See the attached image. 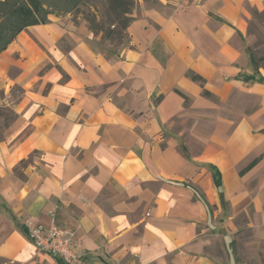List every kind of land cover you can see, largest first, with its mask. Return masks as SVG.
Returning <instances> with one entry per match:
<instances>
[{
  "label": "crops",
  "instance_id": "obj_1",
  "mask_svg": "<svg viewBox=\"0 0 264 264\" xmlns=\"http://www.w3.org/2000/svg\"><path fill=\"white\" fill-rule=\"evenodd\" d=\"M247 5L264 0L145 9L114 57L56 16L0 51V264H60L28 223L73 229L91 264H218L213 234L264 238V66Z\"/></svg>",
  "mask_w": 264,
  "mask_h": 264
},
{
  "label": "rangeland",
  "instance_id": "obj_2",
  "mask_svg": "<svg viewBox=\"0 0 264 264\" xmlns=\"http://www.w3.org/2000/svg\"><path fill=\"white\" fill-rule=\"evenodd\" d=\"M9 1L28 6L31 0ZM39 1L49 12L48 20L51 16H56L67 20L71 25L84 24L89 29L94 48L108 57H114L130 45V38L125 27L129 18L140 16L145 9L160 7L165 2L167 7L172 9L193 4L198 0H84L74 9L70 4L72 0ZM125 5L128 6H126L127 10ZM247 6L249 52L255 58L256 64L260 63L264 66V9ZM10 18L11 16L8 19ZM238 222L246 227V218H240ZM209 240L210 244L206 248V253L218 264H264V238L255 234L252 229L244 228L239 234L227 237L213 234Z\"/></svg>",
  "mask_w": 264,
  "mask_h": 264
},
{
  "label": "trees",
  "instance_id": "obj_3",
  "mask_svg": "<svg viewBox=\"0 0 264 264\" xmlns=\"http://www.w3.org/2000/svg\"><path fill=\"white\" fill-rule=\"evenodd\" d=\"M84 0H72L71 1V8H77L79 7ZM121 1V0H120ZM17 4V5H16ZM11 3L9 0L2 1L0 0V51H4L8 48V46L16 39V37L26 28L32 27V25L36 24H43L47 23L48 20V11L44 9V5L39 0H31L30 5H19L18 3ZM19 5V6H18ZM127 5H125V9L127 10ZM119 7H121V4H119ZM118 7V8H119ZM9 14V15H8ZM2 15H4L2 17ZM9 16H11L10 19ZM7 17V20H5ZM133 18H129V20L126 22L125 27L128 28L129 24H131ZM7 21V22H6ZM118 55V54H117ZM254 62L256 63V60L254 58ZM188 76L190 79H192L194 82L199 83L202 87L205 86V80L201 76L195 74L194 72L190 71L188 73ZM253 78V76L248 77ZM185 99L186 102L188 101V98L181 92H179ZM205 96H211V94L208 91H204ZM258 160H254L251 164H249L245 169H243L240 173L244 174L247 170H250L251 167H253ZM210 170L213 173L214 181L216 183V186L220 189V192H222V176L220 172L214 168L210 167ZM197 195V193H196ZM205 204L208 205L206 200H204ZM210 208V206H207ZM211 209V208H210ZM21 231L28 237V229L26 226H20ZM60 264H64L62 261L58 260Z\"/></svg>",
  "mask_w": 264,
  "mask_h": 264
},
{
  "label": "built area",
  "instance_id": "obj_4",
  "mask_svg": "<svg viewBox=\"0 0 264 264\" xmlns=\"http://www.w3.org/2000/svg\"><path fill=\"white\" fill-rule=\"evenodd\" d=\"M26 227L28 238L40 252L48 253L64 264H91L75 251L76 232L73 229L63 228L56 222L49 226L28 223Z\"/></svg>",
  "mask_w": 264,
  "mask_h": 264
}]
</instances>
